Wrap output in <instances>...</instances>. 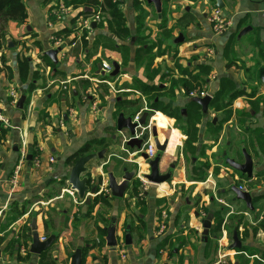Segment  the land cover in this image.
Returning a JSON list of instances; mask_svg holds the SVG:
<instances>
[{
	"label": "crops",
	"instance_id": "1",
	"mask_svg": "<svg viewBox=\"0 0 264 264\" xmlns=\"http://www.w3.org/2000/svg\"><path fill=\"white\" fill-rule=\"evenodd\" d=\"M54 1L56 0H24L28 11V24L9 22L5 40L1 43L0 115L8 119L10 126L6 127L0 123V264H42L43 258L44 264H71L72 255L79 248L82 249V264H191L189 256L193 262L197 260V264H213L215 259L204 254V246L199 251H194L190 246L184 249L185 259L182 263L179 258L183 251L174 250L173 258H170L169 251L165 248L167 241L173 238L175 243L187 241L193 243L194 238L189 237L190 233H203L202 213L205 211L208 214L211 211L214 213L208 240L217 239V243L214 242L215 257L222 252L228 255L226 258L228 264H244L234 262V256L243 255L241 249H230L233 244V232L236 230L232 229V225L240 220L242 224L237 235L242 247L264 251V228L260 226L263 223L260 219H264V150H260L261 141L264 139V113L262 104L257 110L253 107L256 99L264 97L262 82L264 76L259 79L263 60L257 55V65L250 63L242 70L241 79L250 86L236 88L235 77L238 70L233 69L237 66L226 68L229 61L240 64L242 54L240 47L244 42L256 45L260 53L264 52V0H222L225 5L222 9L223 15L231 24L228 33H231L230 35H217L212 31L209 17L216 9V0H164L161 15L157 13L154 5L146 0H137V7L134 4L135 0H118V7L124 16L125 32L116 35L110 30L111 17L105 10L102 12V21L95 23V28L92 23L90 30L79 32V37H75L71 31L68 36L59 35L65 38V43L60 47L62 51L58 54V65H55L48 56L49 62L43 58L47 51L54 49L50 40L52 34L57 35L63 31L60 27L55 30L48 27V11ZM64 1L75 9L72 25L81 15L93 13L92 8H87L82 3L84 0H78L73 4L69 3L70 0ZM112 2L114 4V0ZM153 18L156 19V23L151 21ZM163 25L171 31L166 45L173 46L174 49L171 48L172 51L166 55L149 56L153 59L151 69L158 71L154 77H158L159 82L166 70H173L170 78L168 74L164 75V78L170 81L160 84V87L169 90L172 79H175L179 85L173 90L176 93L174 99L179 95L177 101L182 104L191 103L190 96L188 100L181 96L183 89L180 83L187 77L182 73L189 70L190 74L196 75L199 67H207L208 76L205 77L204 88L210 90L208 95L212 100L220 90L222 81H230L233 84L235 97L229 106L230 115L227 120L225 117L224 123H228L231 116L239 113L238 119L242 125L246 124V121L251 126L254 125L251 128L256 135L252 139V145H248L246 140L237 141L242 154L245 149L253 160L251 178L232 170L225 163L224 154L227 156L229 154L226 148H231L232 144L229 141L219 153V159L215 156L219 152L216 146L204 153V157H193L190 172L206 171V177L202 181H199V177H194L195 180L188 182L183 180L186 176L184 144L181 147L179 141L182 139L185 142L187 137L179 132L182 137L172 139L171 134L175 133L172 126L174 119H164L157 114L152 120L153 125L151 124L156 127L157 137L151 135L148 139L155 147L156 140L165 147L169 144L168 152H163L166 164L161 171L167 172L169 166L176 163L174 171L178 178L183 180L179 182L186 190H190L189 194L198 197L197 201L193 202L187 199L185 203H181L178 198L169 201L170 215L162 199L168 202V197L176 190L178 178L173 179L172 188H168L167 183L154 185L140 181L139 187L133 189L132 197L128 195L130 193L128 189L122 199L112 197L108 189V174L112 173L116 164L121 161L131 163L135 168L139 167V170H136L137 178L138 175L143 177L148 173L149 168L141 154H136L138 152L136 149H128L119 142V145L116 144L119 134L116 130L114 111L116 102L120 100L135 102L139 112L148 107L141 91L131 89L130 85L136 79L146 81L145 76L148 73L144 66H138L136 63L138 50L156 46L154 43H146L151 38H147V32L153 29L152 37L154 35L158 38L160 32L165 30L164 27H160ZM246 28L251 30L239 38L240 32ZM181 33L185 38L184 43L174 44V40ZM26 48H29V52H26ZM155 50V47L152 48L150 53ZM139 55L143 56L144 53ZM24 57L29 59V78L26 83L21 82L19 73V61ZM167 58L169 63L166 64V69H157L160 66L155 62L159 64L161 60L167 61ZM2 59L5 62H2ZM114 62L120 66V76L108 78L114 79L110 81L117 91L136 92L133 98H129L132 95L126 96V99L116 98L111 87L99 83V80L105 77V72L102 75L103 63H110L113 67ZM4 65L7 69L3 68ZM99 65L102 66L101 71ZM5 70H9V73ZM86 76L95 79L96 82L87 80ZM65 83L67 89H64ZM31 85L33 90L29 92ZM12 88L17 89L19 99L23 95L27 97V102L21 110L17 108L18 100L9 97ZM253 92L258 94L254 97ZM227 102L228 99L225 103ZM217 124L218 121L215 122V125ZM3 130L6 131L4 134ZM160 130L165 131L163 138L160 137ZM124 134L128 135L126 132ZM22 138H25L27 144V157L30 155L33 160L32 162L26 160L22 165L19 184L12 191L9 181L20 160ZM126 138L127 136L124 137ZM99 140H104L107 146L105 148L94 146L95 152L90 154L106 150L105 157L103 160L91 161L86 166L87 173L82 176L89 179L90 188L99 186V190L95 195H91L90 192L87 194V198L90 199L89 205L85 200L84 204L78 205L68 194L71 188L66 178L74 162L68 165L66 161L88 142ZM38 155L42 159L39 168L34 164V159ZM50 157L55 158L53 166L48 162ZM136 157L138 159H135ZM243 161L245 159L240 163ZM200 162L204 163L203 168L199 167ZM143 168H146V171H143ZM123 175L121 172V176ZM234 178L239 181L235 183ZM233 186L245 187L246 191L250 192L254 211H250L243 201L234 200L235 195L231 191ZM101 194L105 195L107 202L100 200L93 209H90L94 199ZM136 194L142 197L143 202L137 217L127 208L132 206L130 202L136 200ZM76 195L79 198L77 193ZM220 199L230 208L221 205ZM198 206L201 208L200 211L197 209ZM230 209L234 213L227 216ZM163 211L167 212L168 219L164 230L166 232L161 234L159 219ZM134 213L136 214V210ZM130 216L134 217V221L137 220L139 226L141 223V229L143 228L141 235L134 231L133 226L126 225ZM33 219L36 220L37 233L41 241L50 233L56 235L54 244L46 253L39 256L29 251L32 244L30 233ZM218 219H222L220 230H217ZM45 221L49 223L48 230L45 229ZM112 221L116 222L117 236L123 232L125 235L129 228L132 237L130 246L125 245L124 238L118 241L115 251L107 247V233L102 237L97 228L106 229ZM223 228L226 237L223 239V249L219 251V240L224 235ZM101 243L104 245L100 246Z\"/></svg>",
	"mask_w": 264,
	"mask_h": 264
},
{
	"label": "rangeland",
	"instance_id": "2",
	"mask_svg": "<svg viewBox=\"0 0 264 264\" xmlns=\"http://www.w3.org/2000/svg\"><path fill=\"white\" fill-rule=\"evenodd\" d=\"M151 21H153L154 23H156V19L153 18ZM160 27H164V31H161L158 38L152 37V31L153 29H151L152 31H149L147 32V38H150L149 40L146 41L147 44H151V43H154L156 46H153L156 48V50L154 52H151L150 53V56L152 55H156V56H162L163 54H168L170 53L172 50L171 48H173V46H169V45H166V43H168V38L170 37L171 35V31L170 30H167L166 29V26H160ZM230 30H228V32H226L225 34H228ZM231 34V33H230ZM228 34V35H230ZM158 35V34H157ZM163 39H165V41L163 42ZM167 39V40H166ZM165 44V45H163ZM241 62L239 65H237V63L235 61H229V62H233V63H236L234 66H237L235 69L233 70H238L236 71V75L237 77H235V82H236V88H239V87H243V86H250L249 83L245 84L244 81L241 79V73H242V70L250 64V63H253L254 65H257V61L258 59H256V57H260L261 58V53L260 51H258L257 49V46L256 45H253L252 44H248V42H244L242 45H241ZM174 49V48H173ZM212 50H214V48H211ZM26 52H29V48H26ZM255 54V55H254ZM164 55V57H165ZM252 55H254L253 58ZM258 55V56H257ZM163 57V58H164ZM162 58V59H163ZM166 60H161L159 64H157L158 62H155L156 65L160 66L159 70H165L166 67H167V63H169V58H167V61L164 62ZM178 61V59H177ZM259 65V64H258ZM29 69V67H28ZM156 69V68H155ZM114 70V69H113ZM6 72H8L9 70H5ZM173 70H166L165 71V74L164 75H169L168 78L171 77V73H172ZM158 71L157 70H150L148 75L145 76L146 78V81L143 82L149 86H153V85H163V84H166L168 83V81H170L169 79H160V82L158 81V77H154L155 74L157 73ZM9 73V72H8ZM187 73H190L189 70H187ZM109 74H105V78L108 77ZM208 76V75H207ZM219 77V75H218ZM24 79H20L22 83H26L28 81V78H29V75L28 74H25L23 76ZM209 79H211V76L209 77ZM136 83H132L130 86H133V87H136ZM199 85V89H194L192 91H195L193 93H200V92H206L208 94V92H210L209 89H205L204 88V83L200 84L199 82H195V84L193 86H197ZM15 90H17L16 88H14ZM173 86L171 85V88L169 90H166L165 93H163L160 98H161V101H163V104L166 105V106H169V108L167 109V112H161L160 110H157V108H155L154 110L151 109V106L148 102V99L146 98V101H147V104H148V112H145V110L142 111V114H141V117L144 113H147L148 114V119H147V126H151L153 127V122L152 120L154 119V117L159 114L160 116H162L164 119H169L166 114L171 112V111H174L175 113L179 114L182 110H185V116L188 117V120H177V119H174V122L172 124L173 126V129L175 130L173 134H171V136L175 135V134H178L180 137H178L179 139L182 137L180 133H183L184 135L187 133V131L189 130V128H192L193 125H196L198 130L197 132L195 133V135L197 136V140L194 141L193 140V143H192V140H185V142L181 139L179 140L181 142V147L182 145L184 144V148H183V158H184V161H185V168H186V176L184 177L185 181H191V180H195L194 177H199V181H202L205 177H206V171H204L203 175L200 174L198 175V173H191V168H192V158L193 157H202L204 155V153L206 152H209L210 150L213 149L214 146L218 147L219 148V152L217 154H215V156L219 159V153L222 152V150L226 147V143L231 141V148L228 147V149L226 148V150H228L229 154L228 156L229 157H235L234 159L240 163L242 160H244V157H243V154H242V149L241 147L239 146L238 144V140L240 141H244L246 140L248 145H252V139L254 137V133L252 132V128L254 125L251 126V124H248L247 121H246V124H243L242 125V122L239 121L238 119V115L239 113L231 116V120L228 122V123H224V119L225 117H227V114H220L219 112H214L212 109H210L209 107V113H208V116L207 117H204L203 114H202V111H201V108H194V107H190L189 106V102L188 103H185V104H182L180 101H177L179 95L177 96V99H174L176 98V93L173 91ZM211 93H215L213 91H211ZM133 94L136 95L137 93L136 92H130V93H118V94H115L114 97L118 98H122V99H126V96L128 95H132L131 97L129 98H133ZM254 94V97L258 94L257 92H253ZM181 96L183 97L184 100H188L190 94H186L184 92H181ZM214 96V95H212ZM194 97H191L190 99H192ZM19 100V99H18ZM134 100V99H132ZM136 101V100H135ZM177 101V102H176ZM18 102V101H17ZM180 103V105H179ZM262 104V108H263V113H264V97H259L258 99H256L254 102H253V107L254 109H258V106ZM140 106H143L142 104H140ZM211 106V105H210ZM128 110V113L130 114L129 116H126V117H130L131 114H133L134 112H137L139 110V107L135 109H127ZM157 112V113H156ZM138 113V112H137ZM199 114H201V116L203 117V119L199 121ZM135 116V115H134ZM117 117L118 116H115L114 117V120H117ZM172 120V119H171ZM214 121H218V123L220 124V127H221V131L217 134L215 132V123ZM152 124V125H151ZM202 128L204 129L202 131ZM180 130V131H179ZM202 131V132H201ZM180 132V133H179ZM125 133V132H124ZM124 133H121L119 134V138L116 140V144H118V142L123 146L124 145V137H126L127 135H125ZM165 136V131H162L160 130V137L163 138ZM256 136V135H255ZM187 137V136H186ZM262 144L260 145V150H264V139L261 141ZM119 145V144H118ZM188 145H190L188 147ZM248 145H247V148H248ZM125 146V145H124ZM129 149V148H128ZM127 149V150H128ZM127 155V154H126ZM165 155H163L162 159H161V163H160V169L164 168L165 167V164H166V158L164 157ZM204 157V156H203ZM135 159H138V157H136ZM203 159V158H201ZM121 161V160H120ZM75 163V162H74ZM244 163V161L242 162ZM74 165V164H73ZM71 165V166H73ZM204 166V163L199 164V167H202L203 168ZM72 168V167H71ZM127 168L129 171H136L137 169L139 170V167H136L133 166L131 163H126L125 161H121L119 162V164H116L115 168L112 170V173H114V175L116 176L118 182L122 180L123 176H121V172L123 173V170ZM143 171H146V168H143ZM202 171V170H201ZM163 172V171H161ZM166 173V172H165ZM124 174V173H123ZM232 174V173H231ZM179 179V178H178ZM181 179L178 180V183H176L175 185V188L176 190L173 192L174 194L170 197H168V202L165 200V199H162L163 203H165V209L167 210L168 214L170 215L171 214V210H170V205H169V201L171 200H175L178 198V200H180L181 203H185V201L187 199H191L192 202L193 201H197V198L196 196H192V193L189 194V191L185 189V186H182V184L179 182V181H183ZM198 180V179H197ZM140 182L141 180L139 178H137V175L135 176V179H133L131 182H130V186H129V194L130 197H132L133 193V189L135 188V186L137 185V182ZM176 181V180H175ZM234 181L235 183L237 181H239V179L237 178H234ZM172 182V183H171ZM168 188H172L173 186V179L171 181H169L168 183ZM69 186V185H68ZM137 198L134 202H130L132 206L128 207L129 208V212L131 214H134L135 217H137L140 212H141V208H142V205H143V202H142V197L138 196V194H136ZM199 198H201V194H199ZM197 209L200 211V206L197 207ZM132 210V211H131ZM134 210H136V214L134 213ZM207 210V209H206ZM207 212V211H205ZM134 217L130 216V219L129 221H127V224L126 225H131L134 227V231H136L139 235H141L140 233L142 232L143 228L141 229V226H139L137 224V220L134 221L133 220ZM263 222H264V219H263ZM124 231H125V227H124ZM166 231H164L165 233ZM124 232L123 233H120V236H117V240H121V239H124ZM189 237H192L194 238V242L192 243L191 241H187V242H183L181 244H179V242H174L173 239H169L165 245V248H167V251L168 252V255H170V258H173L172 256L174 255V250H178L179 251H183V254H181L179 260L180 262L182 263V261H184L185 259V254H184V249L188 248V246H190L192 249H194V251L196 250H200L201 247L204 246V254H206L207 256L210 257H213L212 259H215L213 260V263L217 261L218 257H215V253L214 252V247H215V243H217V239L216 241L215 240H212V239H209L208 240V236H207V241L206 242H203V235L202 233H194V232H191L190 233V236ZM47 239V238H46ZM189 242V243H188ZM215 242V243H214ZM104 245V243H101L100 246ZM246 251L245 253L243 252V255L242 256H234L235 257V260L234 262H239V263H243L244 264H264V251L262 250H257V251H253L252 249L250 248H247L246 247ZM252 254V255H251ZM213 255V256H212ZM253 255H255L253 257ZM196 257V255H195ZM256 258V259H253V258ZM226 262V263H225ZM228 260L226 259L225 261L223 260L222 264H228ZM189 263L191 264H197V260H192V257L189 256ZM233 264V263H231Z\"/></svg>",
	"mask_w": 264,
	"mask_h": 264
},
{
	"label": "water",
	"instance_id": "3",
	"mask_svg": "<svg viewBox=\"0 0 264 264\" xmlns=\"http://www.w3.org/2000/svg\"><path fill=\"white\" fill-rule=\"evenodd\" d=\"M149 4L154 5L157 13L161 15L162 12V2L164 0H146ZM216 8L222 10L225 8V5L222 0H216ZM94 28L96 24L92 25ZM250 28H246L240 32L239 38L244 36ZM183 34H179V36L174 40V44L179 45L184 43ZM62 51V48L49 50L45 53L46 56L50 58V60L58 65V54ZM113 71L108 75L110 78H117L120 76V66L117 62L113 63ZM99 70H102V66L99 65ZM102 75H104V71H102ZM127 80V79H126ZM262 82L264 84V77L262 78ZM191 103L198 105L201 108L202 114L204 117L208 116L209 107L212 102V97L207 95L205 97H194L190 99ZM27 101V97L25 95L21 96V98L17 102V108L23 109L24 105ZM182 114L185 115V110H182ZM147 119L148 114L144 113L142 117L138 121H134V116L126 117L124 114H120L116 120V130L119 134L126 132L127 138L124 139L125 146L132 150H137L141 152V158L146 162L149 170L148 173L143 175V179H145L148 183L154 185H162L168 183L174 178H178V174L174 171L176 168V163H172L169 166V171L166 173H162L160 169L161 159L163 157V152L165 150V145H161L158 140L155 141L157 155L150 159L148 155L143 150V145L147 141L149 137V133L146 132L141 138H137V133L142 130V128L147 127ZM216 121H214L215 123ZM152 137H157L156 127H152L151 130ZM106 154V150H102L97 154H89L83 157H80L77 161H75L74 165L70 169V172L67 175V183L70 186L71 190L76 192L80 198V200L84 201L89 205L90 199L87 198V194L90 192L91 195H95L98 192V186H94L92 188L89 187V179L86 177H82L87 173V165L96 159L103 160ZM244 163H238L234 159H230L226 154H224L225 163L234 171L241 173L242 175H246L248 178H251L253 175V160L251 156L247 153L245 149H243ZM33 157L28 156L27 161L32 162ZM123 178L119 183L114 173L108 174V189L111 192V196L117 199H122L130 186V182L135 179L136 171H129L127 168L123 170ZM232 193L235 195V201H243L247 208L250 211H254L253 208V198L250 192L242 191L237 186H233L231 189ZM198 213L196 217H198ZM214 218V213L211 211L208 216L202 221L203 228V242L207 241V236L209 231L212 229V222ZM32 244L30 246V253L34 255H41L46 252L55 242L56 235H51L45 241H41L36 227V220H32ZM106 236V245L111 251H115L118 246L117 240V225L116 222H111L109 227L105 229ZM132 244V237L129 231V228L125 232V245L130 246ZM242 245L240 240L238 239L237 230L233 232V244L230 246L231 250L241 249ZM71 264H82V249L79 248L72 255Z\"/></svg>",
	"mask_w": 264,
	"mask_h": 264
},
{
	"label": "trees",
	"instance_id": "4",
	"mask_svg": "<svg viewBox=\"0 0 264 264\" xmlns=\"http://www.w3.org/2000/svg\"><path fill=\"white\" fill-rule=\"evenodd\" d=\"M70 1L71 2H69V3L73 4V3H76L78 0H70ZM118 2L119 1L117 0L113 4L112 0H84L82 3H84L87 8H89V7L92 8L93 12H97V10L99 8L101 9L102 12L107 10L108 14L111 17V21L109 22L110 30L114 34L118 35V34H122L125 32V29L123 27L124 26V16H123L122 11L118 7L119 6ZM134 4L137 7L138 1L135 0ZM88 12H91V11H88ZM9 22L18 23L21 25H27L28 24V11H27L26 5L24 3V0H0V49H1L2 40H5L7 27H8ZM60 32L57 35L64 34V35L68 36L70 33L69 30H65V29L63 31H60ZM152 48H154V47L151 46V47H145V48L139 49L138 55L136 57L137 65L138 66H141V65L144 66L147 73H149V71L151 70V66H152L151 64H152L153 59L151 57H149L150 56L149 54H150V51ZM142 52L144 53V55L140 56L139 53L141 54ZM43 58H44V60L49 62L47 56H44ZM261 58L263 60V64H262V67L259 71V73H260L259 79H261L262 76H264V52H261ZM2 62H5V60L2 59ZM234 65H235V63H233V62H227L226 68L229 69V68L233 67ZM28 66H29V59L28 58L24 57L22 60L19 61V73H20V76L22 79H24L23 76L25 74H28ZM3 68L7 69L6 65H4ZM0 69H1V67H0ZM197 70H198V73L196 75L187 73V71L182 73L183 75H186L187 77H186V79L181 81L180 86L182 87L183 92L186 93L187 95L192 93L193 92L192 90H194V89L196 90V89L200 88L199 85L193 86L195 84V82H199L200 84L205 83V77L207 76L206 74L208 73V68L207 67H199ZM163 78H164V75L161 77V80ZM106 79L114 81V79H110L108 77H106ZM134 82L137 85H136V87L131 86V89L141 91L142 95L148 99V102L151 106V109L154 110L155 108H157V110H160L161 112H167V109L169 108V106L164 105L163 101H161V98H160V96L166 92V88H161L160 85L149 86V85L143 83L141 80H138V79H136ZM178 85H179V82L176 81L175 79H172L173 89H175ZM32 87L33 86L31 85L29 88V92L31 90H33ZM234 97H235V93H233V84L230 81H226V80L222 81L220 90L216 93L214 99L211 102V109L214 112H223L224 114H227V117H226V120H227V118L230 115L229 106L231 105V102H232ZM227 99H228V102L225 103ZM192 104L193 103H189V106L200 108L198 105L196 106L195 104L194 105H192ZM136 107H137L136 103L131 102L129 100L117 101L116 105H115L114 115L119 116L122 113L126 116H129L130 114L128 113L127 109H133ZM137 112H139V110ZM137 112H134L133 114H131V116L136 115ZM181 112L179 114H177L174 111H171V112L167 113L166 116L168 118H171V119L188 120V117L183 115ZM200 119L201 120L203 119L201 114H199V121H200ZM214 128H215V132L217 134L221 130L219 124L215 125ZM197 130H198V128L196 125H193L192 128H189V130L185 134V136H187V140H192V143H193V140L196 141L197 136L195 135V133L197 132ZM5 132L6 131L3 130L2 133L4 134ZM94 146H98L100 148H105L107 146V144L104 142V140L88 142L82 149H80L79 151H77L75 154H73L71 157H69L67 159V161H66L67 164L70 165L73 162L77 161L80 157H83L87 154L92 153L95 150V149H93ZM189 146L190 145H188V147ZM200 174L203 175V172L199 171L198 175H200ZM139 184H140V182L138 181L137 185L135 187L136 188L139 187ZM98 190H99V186H98ZM100 200L102 202H107L105 195L101 194L100 196L96 197V199H94V203L92 206H90V209H93V207ZM207 215H208V212H207ZM241 224H242L241 220L235 222L232 225V229H236L238 232ZM221 225H222V219H218L217 220V230H220ZM44 226H45L46 230H48V228H50L49 223L47 221H45ZM140 226H142L141 223H140ZM260 226H261V228H264V222ZM97 229H98V231L102 237L106 236L105 229H102L100 227H98ZM51 235H54V234L50 233V235L47 236L46 238L50 237ZM246 250H247L246 247H242L240 252L245 253ZM46 252H44V253H46ZM43 261H45V258L42 259V264H44Z\"/></svg>",
	"mask_w": 264,
	"mask_h": 264
},
{
	"label": "built area",
	"instance_id": "5",
	"mask_svg": "<svg viewBox=\"0 0 264 264\" xmlns=\"http://www.w3.org/2000/svg\"><path fill=\"white\" fill-rule=\"evenodd\" d=\"M117 0H114V2H116ZM54 3V4H53ZM52 4H50L49 7V11H48V27L51 30H55L58 27H60L62 30H69L72 32V34L75 37H79V32L83 31V30H90L91 28V24L92 23H99L102 21V11L99 8L97 10V12H93L90 15H81L80 17L76 18L75 22L71 23V20L75 17V9L72 7V5L66 3L64 0H56L54 1ZM209 22L211 24L212 27V31L217 34V35H224L226 32H228V30L230 29V22L226 19V17H224L222 10L216 8L214 9L209 17ZM51 43H52V47L54 49H58L60 47H62L65 43V38L63 36H59L56 34H52L51 38ZM103 70L105 72V74H109L113 71V67L110 63H103ZM86 79L91 81V82H96L95 79H92L90 77L86 76ZM99 83L101 84H107L109 87L112 88L113 92L115 94L118 93H124L125 90H116L113 86V84L111 83V81L109 79H105V78H101L99 80ZM64 85V89H67L66 83L63 84ZM208 94L206 92H200V93H190V97H205ZM9 97L12 100H18L20 95L18 94V92L15 89H10L9 91ZM145 112H148L147 107L144 108ZM143 111V110H142ZM142 111H140L139 113H137L134 116V121H138L141 118V114ZM0 123H2L3 125H5L6 127L10 126V122L8 121V119L4 118L3 116L0 115ZM151 130L152 127L149 125L145 128H142V130L140 132L137 133V138H141L144 133L148 132L149 136H151ZM178 138L179 136L177 134H175L174 136L172 135V139L173 138ZM149 138V137H148ZM125 145V142H124ZM169 144L166 145V149L164 150V152H168L169 150ZM27 144L25 142V138L21 139V147H20V160L18 165L16 166L9 184H10V188L13 191L17 185L19 184L20 181V172H21V167L22 165L26 162L27 160ZM142 152L146 153L148 155V157L150 159H153L156 156V147L154 146V144H152L150 142L149 139H147V141L144 143L143 145V150ZM141 154V152H137L136 153ZM48 162L53 166L55 164V158L50 157V159L48 160ZM34 164L36 167H40L42 164V159L41 157L38 155L35 157L34 159ZM138 178L143 181L144 183H148L145 179H143V177L141 175H138ZM240 190L242 191H246L245 187H239ZM69 196L75 201L76 204L81 205L84 204V202L82 200H80L76 193L72 190H69L68 192ZM219 203L221 205L227 206L229 207L226 202L224 200H219ZM230 208V207H229ZM231 210V211H230ZM228 210V214L227 216L233 214L234 212L232 211V209ZM202 217L203 219H205L207 217V213L204 212L202 213ZM168 219V214L166 211H163L161 213L160 216V222H159V229H160V233L162 234L166 228V222ZM263 221V218L260 219V222ZM223 238H221L219 240V251L223 249V239L226 237V232L223 228ZM46 238H42V241H45ZM241 254V253H240ZM227 254L225 253H220V255L218 256V259L216 262H214L213 264H222L223 260H225L227 258Z\"/></svg>",
	"mask_w": 264,
	"mask_h": 264
},
{
	"label": "flooded vegetation",
	"instance_id": "6",
	"mask_svg": "<svg viewBox=\"0 0 264 264\" xmlns=\"http://www.w3.org/2000/svg\"><path fill=\"white\" fill-rule=\"evenodd\" d=\"M167 171H169V169Z\"/></svg>",
	"mask_w": 264,
	"mask_h": 264
}]
</instances>
